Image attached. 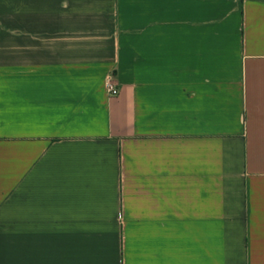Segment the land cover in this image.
Instances as JSON below:
<instances>
[{
    "label": "crops",
    "instance_id": "0c3cea01",
    "mask_svg": "<svg viewBox=\"0 0 264 264\" xmlns=\"http://www.w3.org/2000/svg\"><path fill=\"white\" fill-rule=\"evenodd\" d=\"M0 264H264V0H0Z\"/></svg>",
    "mask_w": 264,
    "mask_h": 264
},
{
    "label": "built area",
    "instance_id": "2783aa9c",
    "mask_svg": "<svg viewBox=\"0 0 264 264\" xmlns=\"http://www.w3.org/2000/svg\"><path fill=\"white\" fill-rule=\"evenodd\" d=\"M104 83H105L106 92L109 96L113 97L118 94L119 91L118 85L113 75L106 76Z\"/></svg>",
    "mask_w": 264,
    "mask_h": 264
}]
</instances>
